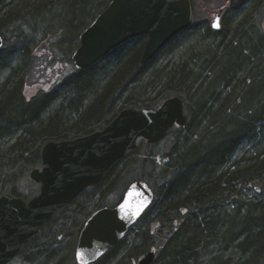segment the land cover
Returning <instances> with one entry per match:
<instances>
[{"label":"trees","instance_id":"obj_1","mask_svg":"<svg viewBox=\"0 0 264 264\" xmlns=\"http://www.w3.org/2000/svg\"><path fill=\"white\" fill-rule=\"evenodd\" d=\"M191 1L194 5L195 0ZM229 1L231 5L222 21L221 31L215 32L209 25H193L145 67L140 66L145 44V38L140 37L114 50L92 67L75 70L67 80L65 94L60 97L62 107L53 111L52 107L59 100L58 94H42L32 100L24 95L30 80L31 47L26 38L17 34L15 24L27 19L42 22L55 13L58 24L46 33L55 36L54 41L50 39L51 45L47 49L52 53L51 61L57 62L62 51L60 44L70 41L72 49L78 48L81 33L111 0H0V35L5 38L9 33L17 38L11 50H5V47L0 50V75L8 70L11 73L4 82L0 81V191L5 183H14L17 176L12 174L13 168L20 164L23 169L41 164L42 149L48 142L75 139L90 135L96 131L95 127L108 126L118 113L112 120L106 119L107 114L123 96L127 102L120 106L119 113L130 104L137 109L154 108L161 100L179 96L187 107V123L168 133L167 137L181 131L176 141L172 138L171 153L162 154L168 160L159 166L153 158L161 154L150 151L144 154L141 163L153 165L161 172L155 178L153 171H144L139 180L152 186L153 181H157L162 188L159 191L153 186L156 198L143 220L153 219L148 216L153 212L160 225H179L177 234L173 233L168 240L172 244H165L154 264L157 261L160 264H203L205 259L207 264H264V199H250L248 193V202L242 201L243 193L251 191L250 186L264 185V31L260 30L253 11L243 16L248 5L254 10L264 0ZM39 3L41 6H37ZM23 13L28 16L24 17ZM86 17H89L87 21L82 20ZM233 20L237 21L234 25ZM69 30L76 38L64 36ZM200 30L205 33L201 43L203 50L185 53L182 47L186 42L195 41ZM229 35L224 50L215 48L216 44L226 43L225 38ZM7 40L5 38V46ZM208 41L214 46L207 44ZM122 49L127 50L120 53ZM164 59L167 63L163 65ZM62 60L74 67L72 57ZM92 84L94 86L90 88ZM86 103L88 107H85ZM102 107L104 114L99 117ZM74 116L78 118L72 120ZM56 130H61L62 135L54 137L52 134ZM136 151L114 164L96 187L87 189L80 197L88 194V201H93L116 168ZM131 176L133 172L128 176L118 174L110 194L114 195L120 182L132 179ZM27 190L36 196L35 186L27 185ZM110 190L99 194L102 196L99 208L111 204L109 198L105 200ZM15 195L24 199L27 196L26 193L21 196L20 192ZM77 200L43 224L39 235L26 242L23 250L37 246V250L43 251L40 257L54 246L59 251L66 250L59 247L64 243H58V240L63 230H69L71 207ZM225 203L234 209L233 214L224 213ZM243 210L247 214L239 215ZM92 213L83 211V223L73 231L76 237ZM62 214L63 220L59 222L57 217ZM176 216H182V223ZM159 233L163 238V231L159 230ZM63 234L65 240H69L72 233L65 231ZM147 235H150L147 231L144 236L138 234L136 240L145 242ZM70 243L76 245L77 239ZM52 257V252L46 254L44 259L47 261L43 264H49ZM29 260L33 264L37 258Z\"/></svg>","mask_w":264,"mask_h":264},{"label":"water","instance_id":"obj_2","mask_svg":"<svg viewBox=\"0 0 264 264\" xmlns=\"http://www.w3.org/2000/svg\"><path fill=\"white\" fill-rule=\"evenodd\" d=\"M191 0H112L80 35L72 60L79 70L92 67L125 43L142 37L147 42L140 66H147L170 42L192 25ZM212 28L216 31L219 27ZM4 45L0 36V49ZM187 122L180 97L166 100L158 110L126 109L104 130L68 141H51L42 150L44 168L34 169L31 179L41 185L30 201L0 198V264L10 263L22 245L39 233L55 213L70 205L85 190L97 186L106 172L140 139L162 141L175 125ZM154 200L143 181L132 183L115 207L95 211L85 222L76 247L77 264L103 258L128 233ZM152 251L140 264H152Z\"/></svg>","mask_w":264,"mask_h":264},{"label":"rangeland","instance_id":"obj_3","mask_svg":"<svg viewBox=\"0 0 264 264\" xmlns=\"http://www.w3.org/2000/svg\"><path fill=\"white\" fill-rule=\"evenodd\" d=\"M39 2V0H38ZM43 2V1H42ZM23 3V2H20ZM231 2L229 0H195L194 3V7H193V24L196 26H204V25H209L211 26V24L213 23V16L215 14H217L220 10H222L223 8H227L229 6ZM37 4V3H36ZM37 6H41V4L39 3V5ZM264 3L260 4L256 9L252 10L249 9L250 6L248 5L246 7V13L244 12L243 16L249 15L250 13L252 14V11L254 12L253 16L257 17V21L259 22V27L260 30L264 31V18L261 19V13L262 10L264 9ZM261 11V12H260ZM30 13V12H29ZM28 13H23V16H28ZM96 16V15H95ZM93 16V19L94 17ZM89 19V17H86L82 20L87 21ZM92 19V20H93ZM27 21H29L27 19ZM27 21H20V23L18 22L17 24L12 25V27L14 28H18L17 30V34L20 33V35H22V38H26L27 41H29L28 45L29 47H31V53H30V57H29V62H30V70H29V66H28V70L30 71L28 74L29 77V81L27 83V88H32L33 86H37V85H41V86H46V85H51L49 90V93L47 96H50L54 93L58 94L57 98H59V100L57 101V103L52 107L53 111L60 109V107H62V100L60 97L63 96L64 93V89L67 87V80L69 77H72L75 74V67L70 66V64L68 62L63 61L62 59L65 58H71L73 53L75 52L76 48H71L69 46V42L70 41H66V42H62L60 44V48H61V54L59 55V61H51L53 59L52 53L50 54L49 48L47 49L48 45H51V41L50 39H53V41L55 40V36H52L51 34H47L46 32L50 31V30H54V26L58 24V20H57V15L55 13L52 12V14L47 18H45L44 21L42 22H31L32 24H29ZM240 21V20H239ZM238 21V22H239ZM91 22V20H90ZM235 20L232 21L233 25L235 24ZM13 28V29H14ZM203 34L205 35V33L200 30L199 34H198V38L192 42H186L185 45L182 47V50H186L185 53H188L192 51H195L196 53L199 51H202L203 48H201V43H203L202 40V36ZM64 36H67V38L69 39H74L76 38V35H74L71 30H69V33L66 32ZM6 39H8V45L5 46V50H11L14 45L15 42L17 40L16 37H13L11 34H7V36H5ZM4 38V39H5ZM212 40V39H209ZM210 44L212 45V47L214 46L212 44L211 41H208ZM211 42V43H210ZM133 44L130 45V47ZM123 48V47H122ZM216 48V45H215ZM127 49H122L121 52H125ZM186 58V57H185ZM184 58V59H185ZM169 59V58H167ZM167 59L162 60L161 64H166L167 63ZM178 61V60H177ZM72 67V68H71ZM27 70V71H28ZM11 74V73H10ZM9 74V70L4 72L2 75H0V81L4 82ZM54 80V82H53ZM94 85L92 84L90 86V88H92ZM24 91V90H23ZM65 92H67L65 90ZM42 96V95H41ZM29 100V99H28ZM127 102V98L126 96H123L122 100L120 103H116L111 112L109 114H107L106 119L107 120H112L113 116L117 113H119V109L120 106H124L125 103ZM164 102V100L159 101L156 105H155V109H157L158 107L161 106V104ZM69 102H66V105ZM89 104H85V107H88ZM130 107L128 108H136L135 106H133V104L129 105ZM67 107H70V103L67 105ZM153 108V107H152ZM187 107H186V115H188L187 113ZM99 117H102V115L104 114L103 111V107L102 110H99ZM96 116V115H95ZM94 116V119H96ZM56 119H58L59 114H57ZM76 118H78L77 116L72 117V120H75ZM102 127H95L94 130L98 131L101 130ZM62 131L61 130H56V132H54L52 135L55 137H58L59 135H62ZM181 133V131H179V133L174 134V135H170L169 137L165 138L162 142L156 144L155 146H148L146 141L144 142L143 140L139 141V146L137 151L135 152L136 154H130V156L123 162L121 163L116 170L112 173L111 178L106 182V184L100 188V191L98 193V195L93 199V201L89 202L88 201V194L80 197L77 202L74 204V206L71 207V210L73 212V214H71V219L68 223L67 229L69 230H63L65 231H71V238L69 240H65L66 235L62 233V236L64 237V239L62 240L61 237L58 240V243H64L62 245H59V247L61 248V246H63V248L65 247L66 250H61L59 251V248H57L56 246H54L52 249H49L47 252L50 253L52 252L53 259L50 260L49 264H77L75 261V257H74V252H75V248L72 251L73 247H75V245H71V241L74 239H77V237L75 236V230H77V227H80L83 223V211H90V212H94L96 211L100 204H101V195H99L100 193L104 192L105 190H110L111 185L113 184V182L116 179V176L119 174H121V176L123 175H127L131 174L133 172V176L132 179L128 180L127 178L124 180V182H120L119 184V189L115 192V194H110L113 192V190L111 189L109 191V193L105 196V200L109 198L108 203L110 202L111 204L107 205L109 207L114 206L119 199L120 194L125 193V191L127 190L129 184L131 182H133L134 177L136 178L134 181L139 180L140 176L144 173V171L147 172H152L153 171V175H155V178H157L159 176V173L161 172V169L159 168H154L153 165L150 166H143L141 163L143 161V158L145 157L144 154L153 151L154 153H160L161 155L158 156L156 155L155 158H153V160H156L155 162L157 163V165H161L164 164L168 158H164L162 157V154L164 153H171V149H169V145L172 144V138H174V141H176V137ZM68 140H72V139H68ZM245 152V150H244ZM139 167L137 170L136 168ZM41 169L42 165L41 164H36V165H31L26 169H23L22 165L20 164V166L13 168L15 169L13 171L12 174H14L15 176H17L15 178L14 183H5L4 186H2L1 191H0V195H7L9 197H16L15 194H19L23 196L26 193V199L29 200L32 197H34L35 195H33L31 192L29 193V191L27 190V185H33L36 187V195L40 192V185L34 184L31 177H30V173L34 170V169ZM155 170V171H154ZM128 181V182H127ZM157 181H153V186L155 188H158L159 191H161V186H158L156 184ZM27 183V185H26ZM157 185V186H156ZM251 187V192L246 191L243 193L244 196H246V193H250L251 198L250 199H255V200H263L264 199V185L260 184H256V185H252ZM115 189V188H114ZM259 190V192H257V190ZM34 193V194H35ZM110 195H113L112 197ZM121 196V197H122ZM16 198H20V197H16ZM245 198V197H244ZM116 202V203H115ZM232 212L231 214L234 213V211H230ZM148 216H153L154 218L152 219V221H157L160 223V220H158V218L155 216V214H153V212H151ZM64 215H59L57 217V220L59 222H61L63 220ZM178 218V221L180 223H182L183 219L182 216H176ZM152 218V217H148ZM148 219H145L142 222V228L144 227L145 223L147 222ZM155 219V220H154ZM153 223V222H152ZM152 223H149L146 227H144L148 233H150V235H147V238H145V242H147L148 244H152V240L156 239L154 243H156L157 249L159 250V252L163 249L162 246H165V242L166 239L163 237L161 238V235L159 233L160 227L161 225L157 226L155 228L154 231H152L150 229V225ZM169 227H172L170 223L166 224ZM177 228V226H176ZM177 230H179V225ZM175 237V236H174ZM167 238V237H166ZM134 240V235H129L128 238L126 239V242H131ZM154 241V240H153ZM144 242V241H143ZM163 242V244L160 245V243ZM143 249H138V250H134L133 252H128L127 248H124V246H120L116 249L115 253L113 254V252L108 255L109 257L106 259H103L102 261H100L97 264H130L129 263V256L128 254H132V256L130 258H135L137 257V255H140L143 251ZM113 254V256H112ZM127 255V256H126ZM74 257V259H73ZM44 258H42L43 260ZM47 258H45L43 261H39L38 263L35 264H43L45 263L47 260ZM59 260V261H58ZM53 261V263H52ZM58 261V262H56ZM10 264H31L27 261V259L25 258V256H18L13 262H11ZM156 264H160L159 261H157ZM203 264H207V260L205 259Z\"/></svg>","mask_w":264,"mask_h":264},{"label":"flooded vegetation","instance_id":"obj_4","mask_svg":"<svg viewBox=\"0 0 264 264\" xmlns=\"http://www.w3.org/2000/svg\"><path fill=\"white\" fill-rule=\"evenodd\" d=\"M137 39V38H136ZM136 39H133V40H131V41H134V40H136ZM146 41H147V38H146ZM146 41H145V43H146ZM130 42V41H129ZM4 43H5V40H4ZM144 47H145V44H144ZM144 47H143V49H144ZM42 85V84H41ZM41 85H37V86H33L32 88H26V91H25V93H24V95H26V98L27 99H29V100H32V99H36L37 97H39L40 95H42V94H46V93H49V90L48 89H50V86L51 85H46V86H41ZM185 111H186V108H185ZM177 127V126H176ZM94 132H96V131H94ZM93 132V133H94ZM93 133H91V134H93ZM153 222V223H152ZM149 223H152L151 225H150V229L152 230V231H154L155 230V228L157 227V226H159L160 224H159V222H157V221H152V218H149L148 220H147V222L145 223V225H144V227H146ZM142 222H139L138 224H136L135 225V231H133V235H134V240L133 241H131V242H122L121 244H119L116 248H114V250L113 251H116V249L118 248V247H120L121 245L122 246H124V248H127L128 249V252H133L134 250H138L139 248L140 249H143L142 251V253L140 254V255H137V257H135V258H130L131 256H132V254L130 255V254H128V258H129V263L130 264H140V262L143 260V259H145V257L151 252V251H154L155 253H156V256L159 254V250L157 249V246H156V243H154V242H152V244H148V243H145V244H143V242H140V241H137L136 239H135V236H137L138 234H142V236H144V233L147 231L144 227L142 228ZM177 226V228H178V225H176ZM177 228L176 227H174V226H172V227H169V226H167V225H161V227H160V231H163V235H164V238L166 239V242H165V244L166 245H168L169 243H170V241H168L169 239H171L172 238V236H173V233H176L177 234ZM60 237H62L63 238V236H60ZM168 239H167V238ZM170 244H172V243H170ZM71 245L73 246L74 245V243H71ZM165 245V246H166ZM37 247V246H36ZM36 247H28V249H26V250H21V255L22 256H25V258L27 259V261L29 262V263H31L32 264V262H30V260H29V258L30 259H36L37 258V260H35V262H33V264H35V263H38L39 261H41L42 260V258H44V256H46V254H48V250H46L45 252H44V256L43 257H40V255L43 253V251H39V250H37V248ZM75 247H76V245H75ZM163 248H164V246H163ZM25 249V248H24ZM112 251V252H113ZM117 252V251H116ZM33 254V255H32ZM31 255V256H30ZM74 256H75V253H74ZM127 256V255H126ZM29 257V258H28Z\"/></svg>","mask_w":264,"mask_h":264},{"label":"bare ground","instance_id":"obj_5","mask_svg":"<svg viewBox=\"0 0 264 264\" xmlns=\"http://www.w3.org/2000/svg\"><path fill=\"white\" fill-rule=\"evenodd\" d=\"M246 6V5H245ZM246 9V8H245ZM228 10L229 9H227L226 7L224 8V9H222V10H220L217 14H215L214 16H213V23L215 22V21H217V20H219V22H221L222 23V21L224 20V18H225V16H226V14H227V12H228ZM212 23V24H213ZM211 29L213 30V31H215V32H219V31H221V29L220 30H218V31H216V30H214L213 28H212V26H211ZM229 37H230V35L228 36V37H226L225 39H226V43H221V44H216V47L218 46V47H220V49L221 50H224V47L226 46V44L228 43V41H229ZM251 190V189H250ZM257 190V192H259V190L258 189H256ZM251 192V191H250ZM247 195L246 196H242V201H243V203H246V202H248V200H249V194L248 193H246ZM245 197V198H244ZM226 205H225V207H226V209L224 210V213H229V214H231L232 212H230V211H234V209H232L231 207H230V205L228 204V203H225ZM246 206V205H245ZM247 214V212L245 211V210H243V211H240L239 212V215H241V216H245Z\"/></svg>","mask_w":264,"mask_h":264},{"label":"snow or ice","instance_id":"obj_6","mask_svg":"<svg viewBox=\"0 0 264 264\" xmlns=\"http://www.w3.org/2000/svg\"><path fill=\"white\" fill-rule=\"evenodd\" d=\"M215 27H219V20L216 21V23L214 24Z\"/></svg>","mask_w":264,"mask_h":264}]
</instances>
